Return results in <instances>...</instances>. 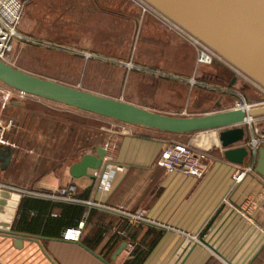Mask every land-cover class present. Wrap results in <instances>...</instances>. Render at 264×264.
Segmentation results:
<instances>
[{
	"label": "crops",
	"instance_id": "crops-1",
	"mask_svg": "<svg viewBox=\"0 0 264 264\" xmlns=\"http://www.w3.org/2000/svg\"><path fill=\"white\" fill-rule=\"evenodd\" d=\"M23 1L21 36L7 54L17 67L173 115L225 109L238 93L260 101L250 99L261 98L257 87L234 70L238 78L229 85L224 63L197 72L198 51L190 37L140 0ZM88 114L33 98L0 101V118L14 121L7 133L13 152L8 164L0 156L1 178L42 193L75 183L82 199L103 205H87L80 241L15 236L9 229L20 200L0 191V264H129L135 255H147L141 264H264V179L255 171L259 148L238 164L225 157L220 129L117 132ZM249 137L264 142V116L256 118ZM174 141L208 151L202 177L157 165ZM108 142L112 158L104 157L103 172L88 170L97 178L72 175L75 163L87 153L105 154ZM139 210L146 220L131 219Z\"/></svg>",
	"mask_w": 264,
	"mask_h": 264
},
{
	"label": "water",
	"instance_id": "water-1",
	"mask_svg": "<svg viewBox=\"0 0 264 264\" xmlns=\"http://www.w3.org/2000/svg\"><path fill=\"white\" fill-rule=\"evenodd\" d=\"M142 1L207 45L229 66L245 74L264 89V0ZM227 68L230 72L229 85H233L238 77L233 69ZM0 81L30 95L137 127L175 134L220 129L219 140L224 148L225 157L238 164H243L250 154L247 145L250 139L249 130L246 128L247 118L264 116V104L255 105L247 111L231 105L204 114L161 113L121 98L34 74L2 58H0ZM12 152L10 145L0 149V156L5 163H9ZM103 155L102 153L100 156L85 154L80 162L72 166V175L97 178L96 174L88 173V170L100 169L102 173L108 164ZM255 171L264 179V142L259 146ZM4 192L11 194L16 202L21 198L19 194ZM9 233L15 236L21 235L13 229H9ZM81 244L96 254L86 245ZM124 245L114 253L113 259L117 258ZM96 255L103 259L101 255Z\"/></svg>",
	"mask_w": 264,
	"mask_h": 264
},
{
	"label": "built area",
	"instance_id": "built-area-1",
	"mask_svg": "<svg viewBox=\"0 0 264 264\" xmlns=\"http://www.w3.org/2000/svg\"><path fill=\"white\" fill-rule=\"evenodd\" d=\"M140 1L144 3L146 8L157 12L144 1L142 0ZM24 6H25V3L23 0H0V58L4 59L7 62H8L7 54L11 47L12 41L15 39V37L21 36L18 30V25L23 15ZM168 21L171 22L175 27L183 31L185 34H187L192 40V42L194 43V45L196 46L197 51H198V57H197V62H196L197 72L200 71L205 66L212 64L213 62H216V61L224 63L227 66H229V64L219 54H217L207 45H205L204 43H202L201 41L193 37L191 34L181 29L174 22L170 20ZM86 55L89 56L90 53H87ZM126 64L129 68L133 67L131 62L126 63ZM231 68L239 76L249 81L250 83H252L253 85H255L256 87H258L260 90L264 92V89H262L252 80H250L245 74L241 73L240 71L236 70L233 67ZM191 83L192 84L196 83L195 76L192 77ZM238 96H239V99H237L234 104L235 108H239V109H243L247 111L255 105L264 104V100L259 101L257 103H252L248 101L244 97V95H242L241 93H238ZM31 98L34 99V98H39V97H36L26 92L17 90L0 81V101L2 102V105H7L10 101H13V100L24 102ZM88 115L90 116L89 118H92V119H94L93 117H96V116L98 119L106 118V117H102V116H99L93 113L92 114L89 113ZM255 120L256 118H247L246 125L249 127V129L252 127ZM13 125H14V121L12 119L4 120L0 118V149L3 146H7L10 144L8 137H7V133L13 127ZM105 126H108L110 128L113 127L117 130V132L124 129L130 133H133V128L135 127L133 125L119 122L117 120L112 121L108 123V125H105ZM260 144H261V140L255 137L254 138L251 137L247 142V145L249 149L251 150L250 152H252L253 154L257 153V150ZM104 147H105V154H104L105 159H111L112 155H111V152L109 151L113 149L112 143L108 142L105 144ZM208 156L209 154H208V151L206 150H198L189 143L174 141V142L167 144V146L164 147V149L162 150L160 154L159 159L157 160V165L164 169L175 170V171H179V172L200 178L204 175L207 169L205 165V160L208 158ZM119 169L122 170V167H120ZM251 169L252 167H248V168H244L238 171L235 177V181L242 180L247 174V172ZM106 184L110 185L109 182H106ZM0 190L16 193V194H19L21 197L24 195H31V196L46 197L49 199H54V200H59V201H64V202H69V203H82L86 205L103 206L100 203H95L90 200L82 199L78 195V185L75 183H69L65 186H62L55 193H42V192L35 191L33 189L21 187L13 183L7 182L3 180L0 176ZM130 216L132 220H146V213L144 210H139L136 213L130 214ZM85 227H86L85 220L82 219L78 222L76 226L67 227L63 231L61 238L67 241H80ZM192 238L198 241V237L196 235L192 236Z\"/></svg>",
	"mask_w": 264,
	"mask_h": 264
},
{
	"label": "trees",
	"instance_id": "trees-1",
	"mask_svg": "<svg viewBox=\"0 0 264 264\" xmlns=\"http://www.w3.org/2000/svg\"><path fill=\"white\" fill-rule=\"evenodd\" d=\"M259 100H264V97L261 96ZM246 128L249 130L247 125ZM141 129L160 135L175 134L144 127H141ZM87 195L83 194V197ZM86 212L87 205L82 203H69L46 197L24 195L19 201L11 228L29 235L61 238L67 227L76 226L81 219L85 218ZM103 256L105 258L109 257V255ZM146 256L135 255V258L129 264H141Z\"/></svg>",
	"mask_w": 264,
	"mask_h": 264
},
{
	"label": "rangeland",
	"instance_id": "rangeland-1",
	"mask_svg": "<svg viewBox=\"0 0 264 264\" xmlns=\"http://www.w3.org/2000/svg\"><path fill=\"white\" fill-rule=\"evenodd\" d=\"M19 68H20V67H19ZM255 87H256V86H255ZM257 89L262 93V97H264V92H263L262 90H260L258 87H257ZM260 96H261V95H260ZM34 99L42 100V101H44V103H46V104H48V105H50V106H55V105H56V106H62V107H64V108L75 109V108L68 107V106H66V105L59 104V103H55V102H52V101H48V100H45V99H42V98H34ZM250 99H251L252 101H255V100L258 101L259 97L256 98V97L251 96ZM260 101H263V100H260ZM91 114H92V113H91ZM96 117H97V116H96ZM91 119H92V118H91ZM92 121H95V120L92 119ZM92 121L89 120V122H92ZM112 121H115V120H114V119H111V118H104V119L101 118V120H96V122L101 123V124H103V125H108V123H110V122H112ZM137 128H139V127H137ZM178 142H181V141H178ZM183 143H186V142H183Z\"/></svg>",
	"mask_w": 264,
	"mask_h": 264
}]
</instances>
